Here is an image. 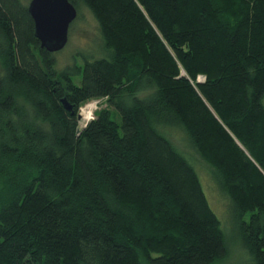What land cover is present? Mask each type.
Here are the masks:
<instances>
[{
    "label": "trees",
    "instance_id": "obj_1",
    "mask_svg": "<svg viewBox=\"0 0 264 264\" xmlns=\"http://www.w3.org/2000/svg\"><path fill=\"white\" fill-rule=\"evenodd\" d=\"M68 1L102 57L59 69L27 5L0 0V264L227 259L174 132L230 201L240 264H264V0Z\"/></svg>",
    "mask_w": 264,
    "mask_h": 264
},
{
    "label": "rangeland",
    "instance_id": "obj_2",
    "mask_svg": "<svg viewBox=\"0 0 264 264\" xmlns=\"http://www.w3.org/2000/svg\"><path fill=\"white\" fill-rule=\"evenodd\" d=\"M20 1L25 5H28V3L30 2V0ZM77 12V18L69 27L68 42L66 46L61 51L54 54L57 68L59 69L74 62L78 64V66H82L84 60L98 59L102 57L99 31L94 18L86 9H82L80 10V12ZM72 79L76 85H79L81 75H74ZM86 105L88 104H85L79 109V115ZM98 106L99 105H97L95 111L98 110ZM95 111L91 115L92 117L94 116ZM170 135L171 140L176 144L178 149L183 151V153L188 158H190L191 162L193 163L209 207L220 221L222 229L228 237L229 257L225 260L223 259L221 261H218L215 264L242 263L245 260V254H242L236 239V235L231 226L230 201L218 190L210 169L186 144V142L183 140V134L181 132H174Z\"/></svg>",
    "mask_w": 264,
    "mask_h": 264
},
{
    "label": "water",
    "instance_id": "obj_3",
    "mask_svg": "<svg viewBox=\"0 0 264 264\" xmlns=\"http://www.w3.org/2000/svg\"><path fill=\"white\" fill-rule=\"evenodd\" d=\"M27 10L40 48L49 53L61 51L68 42L69 27L77 18L76 8L68 0H30ZM204 80L205 77H200L197 83ZM65 108L69 109L66 105ZM78 119H81L80 115Z\"/></svg>",
    "mask_w": 264,
    "mask_h": 264
},
{
    "label": "bare ground",
    "instance_id": "obj_4",
    "mask_svg": "<svg viewBox=\"0 0 264 264\" xmlns=\"http://www.w3.org/2000/svg\"><path fill=\"white\" fill-rule=\"evenodd\" d=\"M199 81H202V80H199ZM94 111H95L94 104L85 106L82 109V112L80 114L84 117L82 127L85 125L86 122H88L91 119L92 117L91 115L93 114Z\"/></svg>",
    "mask_w": 264,
    "mask_h": 264
},
{
    "label": "built area",
    "instance_id": "obj_5",
    "mask_svg": "<svg viewBox=\"0 0 264 264\" xmlns=\"http://www.w3.org/2000/svg\"><path fill=\"white\" fill-rule=\"evenodd\" d=\"M98 103H99V101H91V102L88 103V105H90V104H94V108L96 109ZM88 105H86V106H88ZM81 117H82V118H81L80 121L78 122V124H79V129H82V128L85 127L86 124L88 123V122H86L85 125L82 127L84 117H83L82 115H81ZM92 119H93V117H91V120H92Z\"/></svg>",
    "mask_w": 264,
    "mask_h": 264
}]
</instances>
